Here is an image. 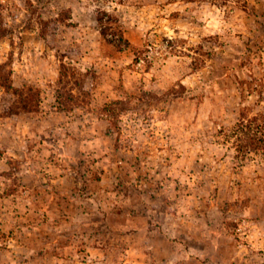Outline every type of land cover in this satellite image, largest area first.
Here are the masks:
<instances>
[{"label":"rangeland","instance_id":"374dc122","mask_svg":"<svg viewBox=\"0 0 264 264\" xmlns=\"http://www.w3.org/2000/svg\"><path fill=\"white\" fill-rule=\"evenodd\" d=\"M260 113L264 0H0V264H264Z\"/></svg>","mask_w":264,"mask_h":264},{"label":"trees","instance_id":"16d2710c","mask_svg":"<svg viewBox=\"0 0 264 264\" xmlns=\"http://www.w3.org/2000/svg\"><path fill=\"white\" fill-rule=\"evenodd\" d=\"M97 20L101 23V17L98 16ZM101 30L102 35L106 34L105 27H102ZM122 38L123 36L120 34L119 39ZM110 42L119 46L116 40H110ZM231 136L234 139V148L242 156H246L251 151H259L264 161V113L254 115L247 119H239L232 129Z\"/></svg>","mask_w":264,"mask_h":264}]
</instances>
